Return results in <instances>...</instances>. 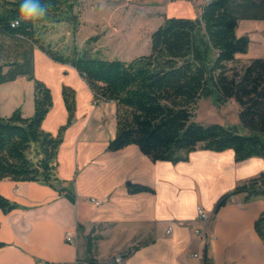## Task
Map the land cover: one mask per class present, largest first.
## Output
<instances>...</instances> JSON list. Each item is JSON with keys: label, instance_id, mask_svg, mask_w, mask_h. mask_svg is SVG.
Masks as SVG:
<instances>
[{"label": "crops", "instance_id": "1", "mask_svg": "<svg viewBox=\"0 0 264 264\" xmlns=\"http://www.w3.org/2000/svg\"><path fill=\"white\" fill-rule=\"evenodd\" d=\"M205 1L199 0L198 16ZM236 32L250 38L238 57L264 56V18L241 17ZM33 54L35 75L53 94L43 128L57 133L67 121L64 84L76 90L75 118L57 154L56 186L0 179V192L19 204L10 211L0 209V240L5 242L0 264H88L89 237L92 255L107 264L135 244L139 248L123 257L122 264H264V239L254 225L264 210V195L245 199L244 193H237L214 210L224 192L264 171V157L236 160L232 148H197L189 159L174 163L153 160L135 143L111 150L116 103L95 102L73 65L54 60L37 45ZM18 107L25 116L35 111L34 81L24 75L0 83V116ZM128 181L155 191L129 192ZM198 205L208 220L199 218ZM169 225L172 230L167 232ZM67 231L73 241L67 240Z\"/></svg>", "mask_w": 264, "mask_h": 264}, {"label": "trees", "instance_id": "2", "mask_svg": "<svg viewBox=\"0 0 264 264\" xmlns=\"http://www.w3.org/2000/svg\"><path fill=\"white\" fill-rule=\"evenodd\" d=\"M24 0H0V83L24 75L34 81L35 111L23 115L16 108L0 116V179L35 180L56 186L57 154L66 128L74 121L76 90L64 84L67 121L57 133L45 130L43 120L53 105L51 87L35 75L34 46L56 61L73 65L94 94L116 103L117 130L108 148L116 150L135 143L153 160L174 163L189 159L197 148H232L236 160L264 157V56L242 60L250 38L238 35L241 17L264 18V0H206L199 16H165L151 34L150 52L131 59L105 57L95 50L100 34L89 36L84 47L56 46L46 41L39 25L67 21L75 33L80 25L75 10L78 0H34L43 15L24 19ZM7 57L2 61L1 57ZM215 95L220 101L233 99L240 125L204 124L194 118V105ZM129 192L155 189L140 182H127ZM70 198L74 194L59 188ZM244 193L245 199L264 195V171L224 192L216 201L217 212L229 198ZM19 204L0 192V209L10 211ZM264 239V210L254 222ZM5 242L0 240V247ZM88 238V264H101L92 255ZM139 244L122 252L126 257ZM117 263V262H115ZM114 263V264H115Z\"/></svg>", "mask_w": 264, "mask_h": 264}, {"label": "rangeland", "instance_id": "3", "mask_svg": "<svg viewBox=\"0 0 264 264\" xmlns=\"http://www.w3.org/2000/svg\"><path fill=\"white\" fill-rule=\"evenodd\" d=\"M200 4L199 0H78L75 10L81 22L75 33L67 21L46 22L38 28L46 41L60 47L76 44L82 48L89 36L99 33L95 50L105 57L128 60L150 52L151 34L165 16L196 17ZM238 109L233 99L202 97L194 105V118L204 124L240 125Z\"/></svg>", "mask_w": 264, "mask_h": 264}, {"label": "built area", "instance_id": "4", "mask_svg": "<svg viewBox=\"0 0 264 264\" xmlns=\"http://www.w3.org/2000/svg\"><path fill=\"white\" fill-rule=\"evenodd\" d=\"M97 202H99V201H97ZM197 211H198L199 218L204 219V220L209 219V214L205 211V209L202 206L198 205ZM171 230H172V226L169 225L167 228V232H170ZM195 232L197 234H202L200 228H198V227L195 228ZM66 233H67V240L73 241V235H72L71 231H67ZM193 256L196 258H199L200 254L198 252H194ZM114 259H115V262H117V264H122V262H123V256L122 255H117V256H115ZM198 264H206V263H205V261H201Z\"/></svg>", "mask_w": 264, "mask_h": 264}, {"label": "clouds", "instance_id": "5", "mask_svg": "<svg viewBox=\"0 0 264 264\" xmlns=\"http://www.w3.org/2000/svg\"><path fill=\"white\" fill-rule=\"evenodd\" d=\"M21 15L24 19H31L33 17L43 15V9L34 0H24L21 4Z\"/></svg>", "mask_w": 264, "mask_h": 264}]
</instances>
